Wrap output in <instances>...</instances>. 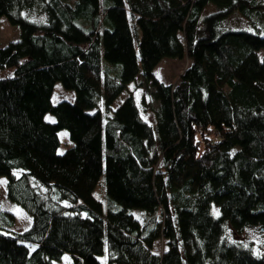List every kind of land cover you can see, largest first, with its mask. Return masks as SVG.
Listing matches in <instances>:
<instances>
[{"label": "trees", "instance_id": "trees-1", "mask_svg": "<svg viewBox=\"0 0 264 264\" xmlns=\"http://www.w3.org/2000/svg\"><path fill=\"white\" fill-rule=\"evenodd\" d=\"M233 12L264 25L263 0H0L20 28L0 46V175L31 215L10 231L0 210V264H264L226 235L264 228V27ZM164 56L188 59L173 82ZM138 74L157 105L113 108ZM56 82L71 96L52 102Z\"/></svg>", "mask_w": 264, "mask_h": 264}, {"label": "rangeland", "instance_id": "rangeland-1", "mask_svg": "<svg viewBox=\"0 0 264 264\" xmlns=\"http://www.w3.org/2000/svg\"><path fill=\"white\" fill-rule=\"evenodd\" d=\"M264 1V0H263ZM212 3H208V5L202 11V14H206L213 10L214 5H210ZM225 27H242L251 30H255V26L259 27L260 32L263 31V20L258 19L253 25L251 22L243 19L239 16L237 12H233L230 14L223 22ZM20 28L17 24H12L8 21L5 16L0 17V46L6 44L10 40H15L19 37ZM139 36V30H138ZM134 41L137 45V34L134 35ZM258 54L261 58H264V49H260ZM188 59L186 57H172V56H164L162 57L158 63L154 66V74L163 80L164 82H173L177 79L179 73L182 71L184 66L187 64ZM12 72V67H7L0 70V77L10 74ZM151 91V87L145 80L142 78L140 74L136 76L134 81L129 82L126 87L118 94V96L113 100L112 107H117L123 100L129 95L133 94L135 98L139 101L140 106H142L140 99L142 97L146 98L148 101V105L152 103V107L157 105V102L151 100L149 94ZM72 91L65 89L59 82H56L54 85L53 93L51 96L52 102H56L62 98H68L71 96ZM151 95V94H150ZM144 111V110H143ZM144 116L148 119L154 120V116L152 112L144 111ZM153 116V117H152ZM45 118L48 120H53L54 116L47 112L45 114ZM59 136V146L58 152L62 153L67 147L72 144V141L69 137V133L67 129L63 128L58 131ZM6 182L7 177L5 175H0V210H4L7 213H11L13 215V223L7 227H4L5 230L10 231H20L31 224V215L21 207L17 202L10 200L6 194ZM104 177L103 175L100 177L99 182L97 183L93 193L97 197L103 196L104 190ZM215 207L218 210L216 204L213 205V211ZM215 212V211H214ZM216 213V212H215ZM264 228L260 225H248L245 226L241 232H235L233 227L227 223L226 224V235L229 239L238 241L248 247H250L255 254L264 253ZM164 239H158L155 243V248L159 249L164 245ZM99 259L104 264H115V263H106V255H99ZM54 264H71V256L68 253H63L59 259H55Z\"/></svg>", "mask_w": 264, "mask_h": 264}]
</instances>
